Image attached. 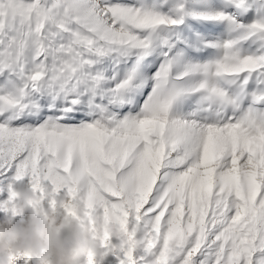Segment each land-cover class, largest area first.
<instances>
[{"label": "snow or ice", "instance_id": "snow-or-ice-1", "mask_svg": "<svg viewBox=\"0 0 264 264\" xmlns=\"http://www.w3.org/2000/svg\"><path fill=\"white\" fill-rule=\"evenodd\" d=\"M26 175L102 206L119 264L130 215L154 264H264V0H0V179Z\"/></svg>", "mask_w": 264, "mask_h": 264}, {"label": "clouds", "instance_id": "clouds-1", "mask_svg": "<svg viewBox=\"0 0 264 264\" xmlns=\"http://www.w3.org/2000/svg\"><path fill=\"white\" fill-rule=\"evenodd\" d=\"M11 196L12 200L5 203L28 215L19 222L11 216L0 218V264H14L17 257H30L36 264H89V255L99 259L107 255L97 240L98 232L106 233L108 240L116 238L109 252L128 249L127 232L107 218L102 206L89 208L78 196L65 192L54 212L50 206L41 205L43 197L28 184L12 186ZM131 231L136 244L146 248V232L139 222ZM147 255L151 256L150 251ZM147 264L154 262L148 260Z\"/></svg>", "mask_w": 264, "mask_h": 264}, {"label": "rangeland", "instance_id": "rangeland-1", "mask_svg": "<svg viewBox=\"0 0 264 264\" xmlns=\"http://www.w3.org/2000/svg\"><path fill=\"white\" fill-rule=\"evenodd\" d=\"M11 183L12 186L14 185H32L31 178L29 176H24L20 180L16 181L11 178L8 180L0 179V218L11 216L14 220V222H19L21 220H24L27 218L28 213L27 212H19L15 211L13 213L12 206L9 204H6L5 202L8 200V191L7 186ZM41 188L43 191H36L37 196H42L43 199L41 201V205L45 207H51L53 211L55 212L57 210V202L59 201L60 197L64 195L65 191L64 189H60L53 193L51 191V186L48 182L44 181L41 183ZM15 202L13 201V204ZM131 224L134 222V218L132 219ZM136 223V222H135ZM99 233V232H98ZM97 233V240L99 242L100 240V233ZM111 244V238L108 240L107 245L103 247V251L107 253V255L103 259L94 258V264H119V258L118 253L114 250L109 252V245ZM112 245V244H111ZM114 245V244H113ZM138 245V246H137ZM142 244H136L135 248L133 249V260L134 264H147L148 260H153L154 255L148 256L145 247ZM155 252V250H153ZM14 264H21V260L19 257H17L14 260ZM29 264H36L35 259H32Z\"/></svg>", "mask_w": 264, "mask_h": 264}, {"label": "bare ground", "instance_id": "bare-ground-1", "mask_svg": "<svg viewBox=\"0 0 264 264\" xmlns=\"http://www.w3.org/2000/svg\"><path fill=\"white\" fill-rule=\"evenodd\" d=\"M77 195H78V197H79L82 201H84V200H83V193H82V192L78 193ZM132 219H133V217L130 215V216H129V223H128V229H129L130 231L132 230L133 225L136 224V223H135V220H134V222L131 224V221H133ZM140 227L143 228L141 224H140ZM143 230L146 232V229H145V228H143ZM98 234H99V233H98ZM100 235H101V234H100ZM98 236H99V235H98ZM98 236H97V237H98ZM137 238H138V237H137ZM115 243H117L116 238H115V237H111V244L113 245V244H115ZM111 244H110V245H111ZM137 246H138V245H137ZM141 246H142V245H141Z\"/></svg>", "mask_w": 264, "mask_h": 264}]
</instances>
